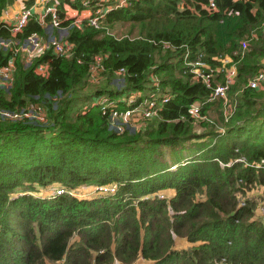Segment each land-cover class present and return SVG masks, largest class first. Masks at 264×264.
<instances>
[{
	"label": "trees",
	"instance_id": "1",
	"mask_svg": "<svg viewBox=\"0 0 264 264\" xmlns=\"http://www.w3.org/2000/svg\"><path fill=\"white\" fill-rule=\"evenodd\" d=\"M206 2L131 0L105 15L110 25L131 24L123 36L71 25L69 55L46 51L29 63L14 55L12 81L0 85V109L38 102L45 119L0 118V264H216L221 257L264 264V218L254 217L250 202H237L254 182L264 186V82L246 85L264 57V0H214L209 9L200 5ZM33 31L45 30L31 18L16 35ZM9 36L0 21V38ZM243 38L249 43L241 51ZM186 48L190 58L202 53L212 67L219 66L218 55L235 62L226 120L222 98L209 99L211 89L184 65ZM96 53L103 64L97 85L87 77ZM10 54L0 45V65ZM44 61L41 75L33 68ZM215 72L221 79L222 71ZM151 76L168 98L137 128L110 129L107 116L88 101L102 92L152 90ZM193 101L198 118L187 113ZM212 105H218L219 126L207 128ZM196 125L205 127L196 131ZM112 182L113 193L55 194L59 186ZM52 183V194L34 196ZM160 191L170 196L159 198Z\"/></svg>",
	"mask_w": 264,
	"mask_h": 264
},
{
	"label": "built area",
	"instance_id": "2",
	"mask_svg": "<svg viewBox=\"0 0 264 264\" xmlns=\"http://www.w3.org/2000/svg\"><path fill=\"white\" fill-rule=\"evenodd\" d=\"M31 2V1H30ZM131 0H41L36 8V1L29 4H23L9 17L10 11H7L5 18H0L10 34L9 38H0L2 47H9L11 54L6 58L5 62L0 65V85L8 86L12 81L13 72L15 69L14 55H20L25 63H29L34 57L49 51L56 56H67L73 50V43L66 38L68 27L74 25L78 28L85 25L99 29L102 33L111 34L109 25L105 22V15L110 10L129 4ZM60 3V6H59ZM207 9L215 8L214 0H207L206 3L200 4ZM5 8V6H4ZM3 8V9H4ZM2 9V10H3ZM5 11V9L3 10ZM35 21L42 26L43 30L56 29L58 35L53 33L40 34L31 32L23 38L17 37V33L21 32L23 26L29 19ZM67 22L62 25L61 21ZM264 29V20L262 22ZM115 36V35H113ZM168 41H163V46H168ZM248 46V39L239 40V47L244 51ZM202 53H197L193 58L189 57V50L186 48L183 55V63L187 66V70L191 73L193 79L201 81L206 87L211 89L209 99L214 97L222 98V115L226 120L233 108L227 102V92L233 82L235 70V62L231 60L229 55H218L216 58L220 61L219 66L212 67L207 61L201 58ZM264 61V57H262ZM102 56L98 53L93 55V58L88 67V79L93 84H96L102 78L101 71L103 64ZM34 71L46 75L47 62H40L34 66ZM216 70L222 71L221 79H216ZM117 73L123 72L122 68H118ZM150 81L155 85L152 90H127L121 92L114 97L102 92L97 94L96 99L91 104L97 105L100 113L107 116V120L115 121L119 127L114 128L118 133L124 129L121 125L134 128L141 124L144 120H150L158 114L162 103L167 100L168 95L162 93L157 88L156 76H151ZM264 82V64H260L258 70L247 78L246 85L250 87H261ZM122 101L126 106L117 107V102ZM199 103L193 101L187 107V113L193 118L199 116ZM0 118L10 120H18L21 118H34L38 121H44L45 108L41 103L30 102L25 107L19 110L0 109ZM136 122V126L134 123ZM240 160V159H239ZM116 183L112 182L105 185H96L93 191L97 194L113 193L116 190ZM64 187L59 186L55 190V194L63 193ZM68 194H72L71 190ZM156 196L164 198L162 192H157ZM241 203L240 205H243ZM260 214L264 215V208L260 210ZM216 264H230L224 257L217 260Z\"/></svg>",
	"mask_w": 264,
	"mask_h": 264
},
{
	"label": "rangeland",
	"instance_id": "3",
	"mask_svg": "<svg viewBox=\"0 0 264 264\" xmlns=\"http://www.w3.org/2000/svg\"><path fill=\"white\" fill-rule=\"evenodd\" d=\"M18 2H19V0H6L5 7L7 5H11V7H14V6L16 7L17 5L20 4ZM21 4H23V2ZM7 7H10V6H7ZM3 18L7 19L5 16H3ZM108 25L110 27L109 31L117 37L123 36V34L126 33L131 26V24L125 23V22H114L112 25H110V24H108ZM137 29H138V24H135L134 27L132 28V30H133V32H136ZM45 32H46V34H51L52 30L47 29V30H45ZM127 34H129V33H127ZM56 35H58V33ZM248 43H249V40H248ZM259 63L264 64L263 59H260ZM120 82H121V79H118V81H114V83H115L114 85L116 88L122 87L121 86L122 84H120ZM96 85H97V83H96ZM90 86L94 87L95 85H90ZM140 91L143 92L144 90L142 89ZM227 94H228V92H227ZM96 96L97 95H90L88 101L93 102L96 99ZM227 99H228V95H227ZM76 105H77V103H75L72 110H74ZM204 118L206 120H208V121H206L208 123V125H206L207 128H211L210 126H212L214 124H215L214 125L215 127L219 126L218 105L209 106L207 111H206V115ZM139 125L140 124H138L136 126V122H135L134 126H136V127H134V128H137ZM121 126L125 130L126 125H121ZM108 127L110 129H114L116 127H119V125L115 121L108 120ZM203 127H205V126L204 125H201V126L196 125L194 128L196 131H201L203 129ZM128 128H131V127H128ZM217 128H220V127H217ZM55 186H56V184L52 183V184L45 186V187L36 188L34 191V196L44 197V196L50 195L53 193V191H54L53 189L55 188ZM94 186H96V185L81 184V185H78L72 189L71 188H65L64 192L68 193L71 190L72 195H76V196L88 195L89 196V195H92L93 193H95L92 190ZM56 189H57V187H56ZM88 191H90V192L87 193ZM160 192H163V191H160ZM165 198H166V196H164L163 199H165ZM167 198H168V196H167ZM246 201H248V202H250V204H252V212H253L254 217L263 220L264 215L260 214V210H262L264 208V186L260 183L254 182L249 187L244 188L243 192L238 193L237 202L239 203V205L241 203L245 204ZM137 262H140V264H141L142 261L140 259H138ZM59 264H60V262H59Z\"/></svg>",
	"mask_w": 264,
	"mask_h": 264
},
{
	"label": "crops",
	"instance_id": "4",
	"mask_svg": "<svg viewBox=\"0 0 264 264\" xmlns=\"http://www.w3.org/2000/svg\"><path fill=\"white\" fill-rule=\"evenodd\" d=\"M25 1L26 0H19V2L18 3H20L19 5H17L16 7L14 6V7H11V5H7V6H10V7H5L4 9H5V11H3V10H1V12H0V18H2L3 16H7V14H5L7 11H10L11 13H10V15H9V17H11V16H13L14 15V13L20 8V6H22L23 4H26L25 3ZM31 2H33V0H30ZM36 1V8L38 9L40 6H38L37 4H38V2L39 1H41V0H35ZM23 2V4H21ZM30 2V3H31ZM90 191H88L87 193H89ZM163 194H164V196H166V198H167V196L169 197L170 196V192H166V191H163L162 192ZM166 194V195H165Z\"/></svg>",
	"mask_w": 264,
	"mask_h": 264
}]
</instances>
